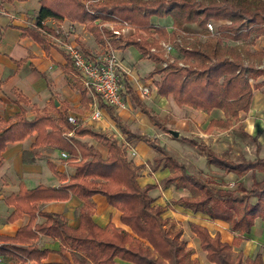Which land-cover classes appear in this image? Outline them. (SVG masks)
Listing matches in <instances>:
<instances>
[{
	"label": "trees",
	"instance_id": "1",
	"mask_svg": "<svg viewBox=\"0 0 264 264\" xmlns=\"http://www.w3.org/2000/svg\"><path fill=\"white\" fill-rule=\"evenodd\" d=\"M5 1L11 3L27 0ZM39 4L35 24L23 30V37H31L38 44L44 45L42 30L53 33L43 25V21L48 18L58 22L67 19L84 24L96 42H106L112 49L133 46L143 58L156 65L165 61L166 66H156L147 78L162 74L160 80L154 82L157 95L165 98L171 96L179 107L187 106L207 113L219 109L230 120L237 118L238 112L249 110L253 90L261 89L264 95V69L244 65L240 54L224 44L225 40L248 39L252 36L253 42L264 36V0H39ZM167 16L173 21L171 32L150 23L152 17ZM209 21L217 23L216 34H211L207 29L206 23ZM105 22L115 23L117 26L110 30L104 26ZM124 23L135 29L132 36L124 37L121 33H114ZM191 23L201 28L205 40L199 41L198 35L190 34L192 42L183 38L178 42L179 37L184 34L183 25ZM140 31L149 37L156 33L158 38H144ZM159 40L169 41L179 50L181 57L170 62L159 50ZM80 46L87 55V49L82 44ZM246 55L253 58L264 57V53L260 52H249ZM65 57L63 73L74 80L73 85L79 90L82 101L91 102V98L86 96L87 90L79 80V72L66 54ZM260 77L263 78L258 81ZM128 91L134 106L162 132L167 133L169 130L145 102L131 89ZM14 103L20 106L28 101L22 96ZM99 107L106 110L128 139L141 137L131 133L121 123L112 107L102 102ZM35 110L37 113L33 120L26 119L22 107L12 124L0 120V165L3 161L2 152L8 143L22 141L35 132V142L30 151L23 153V162L34 163L39 157L35 149L47 146L67 153V158L62 159L75 169V174L58 189L43 185L27 189L20 184L17 194L5 198L4 202L15 208L8 217L9 222L17 220L23 214L29 215L30 221L19 228L14 237L0 235V254L7 246L27 260H35L40 264L48 250H39L32 245H16L31 243L40 233L61 240L64 245L80 252L84 261L89 260L93 264H114L116 258L125 264H199L196 259L191 258L193 253L181 239L182 230L173 232L172 221L162 216L167 209H172L174 203L194 213L200 212L213 220L229 224L230 232L234 234L232 245L222 242L218 233L211 236L206 228L194 226L220 264H264L260 251L248 258H244L242 251L233 252V246L237 247L245 240L243 235L249 233L255 219L264 221V158L256 156L254 159L234 161L227 158V152L218 154L201 141L184 138L199 148L208 165L222 170L224 174H233L237 178L250 174L249 186L235 181L231 188L229 184L217 182L214 178L202 179L189 174L162 146L145 138L144 142L156 153L152 159V170L160 164L162 169L170 170V174L161 180L163 186L167 188L176 183L178 187L193 193L192 196H182L162 206L156 204L150 195L158 184L140 186L138 177L142 166H136L128 159L126 149L115 136L71 124L67 118V109L59 114L58 119L53 118L45 109L41 112L37 108ZM212 129L213 124L210 123L206 130ZM65 130L73 131V136L65 137ZM242 134L256 141L255 137L246 132ZM84 135L101 142L106 147L108 156L103 158L96 148L75 137ZM48 165L57 175L55 166L51 163ZM58 177L61 181L66 180L62 174H58ZM70 192L83 202L77 228L67 226L57 214L38 211L39 203L65 201ZM97 194L104 196L107 203L120 212V221L129 231L112 223L100 227L93 221L94 205L91 197ZM37 215L46 220L35 224ZM62 260L60 264H76L65 257Z\"/></svg>",
	"mask_w": 264,
	"mask_h": 264
},
{
	"label": "crops",
	"instance_id": "2",
	"mask_svg": "<svg viewBox=\"0 0 264 264\" xmlns=\"http://www.w3.org/2000/svg\"><path fill=\"white\" fill-rule=\"evenodd\" d=\"M16 2L0 3V120H5L12 124L15 120V115L20 112V107L25 110V117L28 120L35 118L36 108L39 112L44 109L47 110L55 119H58L59 114L67 109V116L74 115L77 119L86 120L84 117L92 110L91 104L97 98L84 87L82 78L78 74L81 84L87 90V98L92 100L91 102H83L79 90L73 85L74 80L63 73L62 66L66 63V57L62 44L74 43L80 48V44H82L87 49V55L90 56L93 55L92 49L102 48L106 50V42H96L94 37L85 29L84 24L71 22L67 19L58 22L48 18L43 21V25L52 30L53 33H47L42 30L45 44H38L31 37H23L22 33L25 28L34 26L36 15L40 9L39 0H27L17 5ZM6 10L9 11V14L5 13ZM150 23L155 27L165 28L167 32L173 30V21L169 16L163 18L152 17ZM122 30L129 33L133 32L131 27H125ZM182 30L185 34L199 36L201 28L195 23H191L184 24ZM251 48V52L264 53V36L258 37ZM175 50L176 52L178 51L174 48ZM114 52L119 58L124 88L134 91L151 109L152 113L154 112L153 114L157 116V110L161 111V105L164 102H170L174 105V110L177 109L183 113L180 116V118H183L181 121L186 120L188 122L192 119L198 126L205 125L206 128L211 123L213 124L211 131L218 128L226 129L224 127L226 125L229 126L228 128L240 126L243 132L257 139L261 145L260 157L264 158V95L261 93V89L253 90L250 107L247 112L240 111L237 118L227 120L223 111L219 109L207 113L187 106L179 107L171 96L165 98L157 95L154 82L159 81L161 76L158 74L153 75L151 78H147L148 75L138 76V74L145 73L146 70L152 71L156 63L143 58L133 46L115 49ZM178 56L179 54L175 57H170L171 61L179 58ZM251 58L253 57L247 56V59ZM255 59L257 60L256 63L252 61L249 62V65L254 64L256 67L264 69V57ZM140 77H145L142 82H139ZM261 79L262 77L258 81ZM22 96L27 99L28 103H21L20 106L15 104L14 101ZM124 99L128 106L132 104L130 96L126 95ZM75 109L77 110L75 111ZM127 110L118 112L120 121L131 133L140 135L139 139H128L126 135L122 134L105 109H100L101 115L99 119H101V123L98 122L97 124L101 128L108 127L111 129V133L116 132V135L113 136L117 140V134H119L129 141L136 154L131 161L136 166H142L140 169L142 170L145 163L152 161L155 156V152L144 142V139L147 138L145 135H149L150 132L156 134L154 129L157 130L159 128L138 108L133 109V114L130 117H127L129 114ZM82 125L84 126V124ZM89 128L94 130L90 126ZM160 132L164 134L161 130ZM36 136L37 134L34 132L22 141L8 143L2 152L3 161L0 165V235L14 237L17 230L26 226L30 221V216L27 214H23L13 222L8 221V217L14 212L15 208L7 205L4 200L12 194H17L20 184H23L27 189H33L40 185L58 189L75 174V169L65 163L60 157L62 151L47 146H40L35 149L39 153V157L34 163H24L22 155L32 149ZM75 137L77 140L86 142L96 148L103 158L107 157V149L101 142L89 135ZM240 140H243V138ZM247 146H250L248 140H246ZM225 147V140L222 139V141L213 145L212 150L216 153H221L225 151ZM48 163L55 166L57 175L51 171ZM58 174L64 175L66 180L61 181ZM153 174V177H138L140 186L155 184L156 180L160 181L167 177L169 171L160 170ZM230 175L233 174H227V176ZM69 194V198L65 201L39 203L38 211L45 214H57L66 222L67 226L77 228L80 223L78 214L83 202L71 192ZM91 202L94 205L92 219L98 226L105 227L112 223L116 227L125 230L128 228L121 223L120 212L111 207L104 196L94 195L91 197ZM196 215V225L206 228L211 236L218 233L222 242L229 245L233 244L234 234L230 232L228 223L218 219L213 220L202 213L197 212ZM166 218L171 217L167 216ZM45 220V217L37 215L35 224H41ZM183 237L182 233L181 239L186 242L187 240L183 239ZM243 237L245 240L240 242L237 247L233 246V252L242 251L244 258H248L260 251L264 263V221L259 218L255 219L253 227ZM16 245L20 247L32 245L39 250H48L49 252L41 259L40 264H60L63 262V257L71 262L75 261L76 264H93L89 260L84 261L80 252L72 250L67 244L64 245L61 240L45 234L38 233L31 243ZM186 245L192 249V253L194 252L192 259H196L200 264H207V260L203 259L200 253H196L193 250L194 248L190 242H186ZM206 246L208 249L206 252H210L212 257L219 263L207 243ZM61 248H63L62 251ZM0 257L2 258L1 264H37V261L27 260L16 250L7 246L4 247ZM210 263H213L212 260ZM114 264H125V262L116 258Z\"/></svg>",
	"mask_w": 264,
	"mask_h": 264
},
{
	"label": "rangeland",
	"instance_id": "3",
	"mask_svg": "<svg viewBox=\"0 0 264 264\" xmlns=\"http://www.w3.org/2000/svg\"><path fill=\"white\" fill-rule=\"evenodd\" d=\"M0 3L5 4L6 2H5V0H0ZM17 4H20V2H16V5ZM5 13L9 14V11L6 10ZM215 25H216L215 27H217V23ZM104 26L107 29L111 30L113 27H115L117 25L115 23L105 22ZM122 29H123L122 27H120V28L118 27L117 31H120V33L122 32L121 34L124 37H130L135 33V29L132 27H131V30H133V32H131V33L127 32V31L124 32ZM199 33H200V35L198 36L199 39H197V40L203 42L205 40V36L203 35V33L201 31ZM140 34L144 38H154V39L158 38L156 33H153L150 37L146 36L145 32H143V31H140ZM191 37L192 36H190V34L184 33L181 37H179L178 42H180L181 38H183L184 40H187L188 42L189 41L192 42L193 38H191ZM251 40H252V36L249 37L248 39L225 40L224 44L229 46V48H232L236 53L240 54L241 59L243 60L242 62L244 63V65H247V64L249 65V62L254 61V63H256V61H257L255 58L247 59L246 54L251 52L250 51V50H252L251 46L255 42V40L253 42ZM162 43H170V42L165 41V40H159V44H160L159 50L163 53V56L165 58L169 59L170 62H171L170 57H175L178 54H179L178 57H181L179 50L177 52H176V50L175 51L173 50L174 52H172L173 53L172 55L166 54L163 50ZM91 52H93L92 53L93 55H90L91 58H94L96 56H103V55L107 54V52L102 48H99L97 50L92 49ZM117 58H118V56H117ZM118 60H119V58H118ZM166 64L167 63L164 61V62H162L156 66L162 67V66H166ZM250 65H254V64H250ZM120 72H121V70L119 69V79H120L121 86H122V89H121L122 90V97H123V100L126 104V100L124 98L126 97V95L130 96V93L128 92V90L126 88H124V82L122 80V75ZM148 72L151 73L152 71L146 70L145 73L138 74V76H140V75L146 76L149 74ZM160 76H162V74H160ZM144 78L145 77H140L139 82H142V80H144ZM95 100L98 104L100 103L99 98H97ZM132 108L137 109L134 106L133 102L130 106H128L126 104V107L124 109H121V110L128 109L127 111L129 112V114L127 115V117H130L131 114H133ZM174 108L175 107L172 103L164 102L161 105V111H159V109L157 110L158 111L157 116H158L159 120L161 121V124H163V126H165L169 131L173 130V131L178 132V136H174L169 131L167 133L164 132V134H162L159 129H157V130L154 129L156 134H153V132L152 133L150 132L149 135H145V137L153 140L155 143L162 146L172 157H174L179 163H181L185 167V170L189 174H193V175H195L199 178H202V179L214 178L215 180H217V182L222 181L226 184H229V187H231V188L234 187L233 183L235 181H241V182H243V184L245 186H249L251 183L250 174L244 175V176L239 177V178H237L235 175L227 176V174H224L222 170H219L218 168H216L212 165H208L206 163L205 156L202 154V152L199 150V148L195 147L189 141H186L184 138L191 139V140H194L197 142L201 141L203 144L207 145L211 149L213 148V145L215 143H218V142L222 141V139H224L226 147H225V151H223V152H227L228 153L227 158L232 159L234 161H238L242 158L254 159L256 156L260 157L261 145L259 144L257 139L254 142L250 138L244 136L242 134L243 130H241L242 128L240 126L228 128L229 126L226 125V126H224L226 129L218 128L216 130L209 132L206 130L205 125L198 126L195 123V121H193L192 119H190L188 122L186 120L181 121V119H183V118H180V116L183 113L181 111H178L177 109L174 110ZM121 110L113 108V111L115 112L116 115H118V112ZM91 111L89 112V114H87V116L84 117L86 120H83L82 118H79V119H77L76 117L75 118L79 122L84 124L85 127L90 126V127L94 128L95 131H101L102 133L104 132V134L106 133V135H110V136H111V134L116 135V132L111 133V129H109L108 127L101 128L98 126L97 123L98 122L101 123V121H100L101 119L91 121V119H90ZM128 112H126V113H128ZM159 113H160V115H159ZM162 116H164V117H162ZM118 117L120 118V115H118ZM90 121H91V123L89 124ZM82 124H80V125L83 126ZM65 132H69V130H65ZM117 136H118L119 144H121V146L126 149L128 159L132 160V158L136 155L134 150H133V147L131 146L129 141L124 136H121L119 134H117ZM242 138H243V140H240ZM246 140H248V142L250 143V146L246 147ZM223 152H221V153H223ZM221 153H218V154H221ZM155 155H156V153H155ZM60 157H61V154H60ZM151 164H152V161H147L145 163L144 168L139 171V177L140 178H147L148 176L153 177L154 176L153 173H155L156 171H160V170H163L165 172H167V170H168L169 174H170V170L168 168L162 169L161 164L155 170H152ZM258 177H259V175H258ZM161 180L155 181V184H158V187L150 192V195L155 199L156 204H160V205L164 206L169 202H174L175 200H177L178 198H180L182 196H192L193 195V193L189 192L185 188L178 187L176 185V183H172L167 188H165L163 186ZM198 213H200V212H198ZM162 216L165 218L167 216L171 217V218H169L173 224L172 225L173 227H171V230L174 232L175 230L181 229L182 233L184 235L183 239L185 238L187 240L186 242H190L191 246L194 248L193 250L196 253H200L202 255L203 259L207 260V264H220V263H217V261L212 257L210 252L209 253L206 252V251H208L207 246H206V242L201 238L199 231L194 227V225L197 224V223H195L196 216H197L196 213L192 212L189 209H185L180 205L173 203L172 209H167L163 213ZM127 231H129V230H127ZM188 249L190 251L192 250L190 248H188ZM191 258H192V256H191ZM210 259L212 260L213 263H210L211 262Z\"/></svg>",
	"mask_w": 264,
	"mask_h": 264
},
{
	"label": "built area",
	"instance_id": "4",
	"mask_svg": "<svg viewBox=\"0 0 264 264\" xmlns=\"http://www.w3.org/2000/svg\"><path fill=\"white\" fill-rule=\"evenodd\" d=\"M213 21L206 23L207 29L212 33L216 34V27ZM129 27L126 23L122 28ZM115 34H119L120 31H114ZM107 54L103 56H96L91 58L86 55L82 48L74 43H64L62 48L64 53L70 58L72 65L79 72L84 87L92 92L100 101L112 108L121 110L126 107V104L122 97V86L119 79L120 63L114 52L107 43ZM163 50L166 54H171L174 47L170 43H162ZM154 49H151L153 51ZM142 91H144L142 89ZM92 111L90 115L91 121L98 120L101 112L99 104L94 99L92 104ZM68 121L73 125L82 124L79 122L74 115H68ZM64 136L70 138L73 136V132H65ZM68 154L61 152L62 158H67ZM2 258L0 257V264Z\"/></svg>",
	"mask_w": 264,
	"mask_h": 264
},
{
	"label": "water",
	"instance_id": "5",
	"mask_svg": "<svg viewBox=\"0 0 264 264\" xmlns=\"http://www.w3.org/2000/svg\"><path fill=\"white\" fill-rule=\"evenodd\" d=\"M169 132H170L171 134H173L174 136H178V132H176V131L170 130Z\"/></svg>",
	"mask_w": 264,
	"mask_h": 264
}]
</instances>
